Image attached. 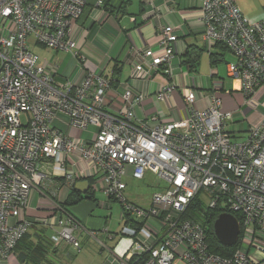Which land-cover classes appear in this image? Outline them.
<instances>
[{
    "label": "built area",
    "instance_id": "2783aa9c",
    "mask_svg": "<svg viewBox=\"0 0 264 264\" xmlns=\"http://www.w3.org/2000/svg\"><path fill=\"white\" fill-rule=\"evenodd\" d=\"M85 5V0H0V260L14 255L16 243L37 221L53 231L54 246L66 243L79 252L73 236L79 225L59 205L52 204L47 218L24 217L32 190L44 179L40 165L56 160L66 182L100 180L103 194L122 206L137 236L125 264H264V112L258 124L231 131L233 114L222 109L223 84L216 80L208 96L184 85L177 120L140 123L134 110L142 97L129 85L121 92L119 114L111 115L104 111L111 84L103 76L89 73L79 84H56L31 43L72 52L71 28ZM196 16L205 49L221 44L228 50L235 61L227 63V76L257 106L254 97L264 91V17L249 20L235 0H202ZM159 37L160 54L150 49L141 54L134 82L159 71L170 76L177 36L165 26ZM177 87L174 81L159 99ZM203 99L205 106L197 107ZM89 129L88 140L70 135ZM146 175L164 185L141 208L126 200L125 180ZM200 195L208 198V209L240 216L239 246L231 257L210 252L203 225L183 217ZM148 239L151 244L139 248Z\"/></svg>",
    "mask_w": 264,
    "mask_h": 264
},
{
    "label": "crops",
    "instance_id": "0c3cea01",
    "mask_svg": "<svg viewBox=\"0 0 264 264\" xmlns=\"http://www.w3.org/2000/svg\"><path fill=\"white\" fill-rule=\"evenodd\" d=\"M85 2L84 13L72 25L70 32V38L76 44V48L72 52L52 50L49 58L40 59V63L45 65L46 70L54 74L56 84L64 82L79 84L89 73L103 76L111 84L104 104V111L111 115L119 114L122 107L121 92L125 85H129L142 97L134 110L135 119L140 123L148 122L151 118L161 122L177 120L183 110L182 89L185 84L195 85L205 92V96L210 95V89L206 88L200 77L195 76L199 74V67H204L202 63L204 53L207 55L205 63L209 68H213L216 67V63L211 62L210 55H213L212 59H217V63H220L224 52L217 47L210 52L205 49L202 38L203 28L196 16L202 0H85ZM235 4L251 21H259L264 17V0H235ZM165 26L173 28L177 36L170 76L159 71L150 80L134 82V66L139 63L141 54L148 49L156 55L160 54L159 32ZM187 58L197 60L191 70L182 65ZM174 81H177L178 87L159 99V94ZM222 83L224 85V82ZM232 83H234L233 90H229L230 93L232 92L231 95L228 96L223 91L221 94L222 109L231 112L234 117L237 108L235 98L239 99L240 105L251 106L252 104L247 103L242 96L240 83L238 81ZM254 100L257 106L252 105V112L257 110L258 117L255 119L250 115L244 127L241 124L240 127L234 128V125L230 124L231 131L239 129L244 131L249 126L258 124L264 112V91L258 92ZM205 103L204 99L198 101L197 107L203 108ZM260 108L263 111H259ZM91 131V129L85 132L72 130L70 135L88 140L92 135ZM40 172L44 179L37 188L32 190L24 217L30 220L49 217L52 214V204L63 207L71 187L75 188L77 182L87 181L89 189L86 193L75 190L81 196L89 194L92 199H83L77 205L64 207L66 209L64 211L79 225L73 236L80 243L81 248L88 241L94 242L95 250L99 249L100 254L106 253L105 264H125L127 255L137 241V236L132 235L130 222L126 224L121 205L119 219L124 223L125 228L120 238L107 230L108 218L99 216L97 210L99 206L110 209L109 203L114 201L106 198L107 201L100 204L101 198L97 194L103 195L100 189L102 182L91 177L73 183L66 182L65 169L61 170L56 160L43 162L40 165ZM152 177L154 176L146 175L138 182L143 185ZM131 181L136 180L126 178V189ZM125 194L126 190L124 192L126 200L135 205L136 203L128 199ZM52 233L51 229L38 221L33 222L28 228L27 237L20 249L29 250L30 246L41 245L46 251L45 262L42 264H56L60 257L65 254L68 256V253L73 250L66 243L59 246L52 245L48 240ZM124 239H128L127 242ZM151 241V239L146 240L147 245L139 243V248L149 246ZM91 248L94 252V248L92 246ZM15 254L7 261L0 260V264H23L18 259V253ZM69 258L73 259L74 256Z\"/></svg>",
    "mask_w": 264,
    "mask_h": 264
},
{
    "label": "rangeland",
    "instance_id": "374dc122",
    "mask_svg": "<svg viewBox=\"0 0 264 264\" xmlns=\"http://www.w3.org/2000/svg\"><path fill=\"white\" fill-rule=\"evenodd\" d=\"M31 42V41H30ZM31 51L34 52L36 55H38L39 59H46L47 57L49 58V55L52 53V50L45 49L43 47L39 46H34L33 43H31ZM207 57L206 53L203 55V68L201 66L199 67V74L195 76L196 78H201L203 81L204 85H206V88L210 89V92H213V82L221 81L224 82L223 89L218 93L219 97L222 99V94L221 92L223 91L226 95L230 96L231 93L229 90H233L234 83L231 81V78L227 76V63H234L235 59L234 57L229 53V52H224L223 54V60L220 63H216L213 68H209L208 64L205 63V58ZM41 61V60H40ZM217 71L218 75L212 77L211 72ZM192 76V75H191ZM223 84V83H222ZM233 85V86H232ZM205 93V92H204ZM235 98V97H234ZM236 100L237 108L235 109L236 113L234 114L233 117V122L232 125H234V128L240 127L242 124V127L244 125L246 126V119L250 117V115L253 118L258 117V111L255 110L256 112H252V105H240L239 99L235 98L234 101ZM247 104V103H246ZM233 107V105H231ZM259 111H263L261 108ZM245 132H241L238 134H235L233 139L234 140H240L244 136ZM164 183L162 180L158 178H150L145 182V184H141L138 181H131L128 183V187L126 189V197L136 203L138 207L141 208H148L150 206L149 200L152 196V194L161 191ZM97 196L101 198L99 200L100 204L104 203L107 201V197L103 194L98 193ZM201 201V209H200V214L203 215L207 212L208 209V203L209 200L206 196H201L199 197ZM110 204V209H104L103 207L101 208L100 206L98 207V215L102 216V218L107 217L108 218V231L112 234H116L120 238L122 230L125 228L124 223L121 222L119 219V212H120V203L119 202H111ZM159 226V223H158ZM123 239V238H122ZM125 242H127L128 239H124ZM107 242V241H106ZM109 244V243H108ZM110 245V244H109ZM94 248V252H92V248ZM71 248V247H70ZM77 254V256H76ZM74 258H69V257ZM68 256L65 254V256L60 257L59 260H57L56 264H105L106 263V253L100 254L99 249L95 250L94 247V242L88 241L85 243V246L80 248L78 253L70 252L68 253Z\"/></svg>",
    "mask_w": 264,
    "mask_h": 264
},
{
    "label": "trees",
    "instance_id": "16d2710c",
    "mask_svg": "<svg viewBox=\"0 0 264 264\" xmlns=\"http://www.w3.org/2000/svg\"><path fill=\"white\" fill-rule=\"evenodd\" d=\"M218 48L220 51L228 52V50L221 44H218L215 46V48ZM211 62L217 63V59H212L213 55H210ZM197 58V57H196ZM194 63H197L196 59L193 58H187L182 62V65L186 66L188 70H191V68L194 66ZM200 196H196L186 209L183 217L193 219L194 221L199 222L206 230L207 235V244L209 247V251L224 257L228 258L231 257L232 254L235 252V250L238 248L239 244H236L235 246L228 248L223 245H221L217 239L215 238L213 234L212 225L215 219L222 213H225L226 210L221 209L219 207L215 209H207V212L203 215H201L200 209H201V201L199 199ZM83 199H92L89 194L87 196H81L74 188V186L71 187L69 195L67 196L66 201L63 204V207L59 206L61 210L66 209L64 207H72L74 205L79 204ZM112 200V199H110ZM114 201V200H113ZM116 202V201H114ZM237 220H240V216L235 214L234 215ZM129 217L125 215L126 224L130 222L128 219ZM30 227V226H29ZM28 231V230H27ZM27 237V232L23 235V237L16 243L13 254L18 253V259L23 264H42L45 262L46 258V251H44L43 246L38 245L36 247L30 246L29 250L23 249L21 250L20 247L22 243L25 241V238ZM49 242L51 243L50 239L48 238ZM52 244V243H51ZM53 245V244H52ZM20 249V250H19Z\"/></svg>",
    "mask_w": 264,
    "mask_h": 264
},
{
    "label": "water",
    "instance_id": "95a60500",
    "mask_svg": "<svg viewBox=\"0 0 264 264\" xmlns=\"http://www.w3.org/2000/svg\"><path fill=\"white\" fill-rule=\"evenodd\" d=\"M75 189L84 194L89 189V183L87 181L77 182ZM212 229L215 238L221 245L231 248L237 244L240 226L233 215L220 214L213 222Z\"/></svg>",
    "mask_w": 264,
    "mask_h": 264
}]
</instances>
